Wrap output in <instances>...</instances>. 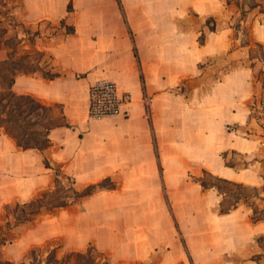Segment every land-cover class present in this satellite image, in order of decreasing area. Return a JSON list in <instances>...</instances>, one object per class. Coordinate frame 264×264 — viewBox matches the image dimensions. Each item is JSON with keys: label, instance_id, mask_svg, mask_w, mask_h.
Masks as SVG:
<instances>
[{"label": "crops", "instance_id": "0c3cea01", "mask_svg": "<svg viewBox=\"0 0 264 264\" xmlns=\"http://www.w3.org/2000/svg\"><path fill=\"white\" fill-rule=\"evenodd\" d=\"M69 1L21 0L16 12L22 27L65 20L75 30L60 39L37 37L26 47L44 54L42 64L53 65L59 77L19 73L12 87L56 109L54 116L70 126L52 129L43 152L20 148L0 128V214L50 189L57 166L76 188L120 180L119 189L86 197L81 210L88 214L97 197H117L109 208L119 216L100 225L121 231L94 242L118 264H264V217L253 222L246 204L219 214L223 197L197 179L208 172L264 195L256 74L264 66L252 64L248 43L264 54V9L250 8L240 20L248 32L243 40L234 27L238 7L228 0H73L68 12ZM103 80L132 100L120 115L95 119L89 90ZM132 187L134 194L124 191ZM36 222L23 225L18 241ZM15 244L0 246L1 260L16 263Z\"/></svg>", "mask_w": 264, "mask_h": 264}, {"label": "rangeland", "instance_id": "374dc122", "mask_svg": "<svg viewBox=\"0 0 264 264\" xmlns=\"http://www.w3.org/2000/svg\"><path fill=\"white\" fill-rule=\"evenodd\" d=\"M229 3L234 4L238 7L239 15H238V23H235L234 27L236 29V36L243 38V40H247L248 32L247 29L243 26L240 20L243 19L245 14L251 11L250 6L256 4H264V0H228ZM3 2H7V7L2 8L0 7V62L6 59V55L10 52V47L14 46L17 43L16 38L23 39L25 44H16V58H20L26 54H31V58H28V62L34 63L33 59L37 58L39 55L35 53V50L31 48H26L28 45L32 44V35L38 30H40L41 36L47 39H60L61 35L67 31V29L71 28L69 24H65V26H61L60 24H50V23H42L39 27H34L33 29H29L27 27H22L20 23H18L17 18L20 16L18 15L16 18L12 17L13 14L18 12L20 14V10L18 8L21 5V0H5ZM69 3V2H68ZM82 5V1H81ZM15 6V8H14ZM68 6V5H67ZM8 8H12L8 12ZM260 10V7L256 8ZM210 26H213L210 23ZM3 29H6L7 32L3 33ZM25 30V31H24ZM29 30V32H27ZM27 32V33H25ZM25 33V34H24ZM31 39V40H30ZM30 40V41H29ZM23 42V43H24ZM249 45L251 46L250 52V60L252 64H258L259 62L262 63L264 66V54H262V48L257 44H252L248 40ZM259 61V62H258ZM26 62V61H25ZM43 66V65H42ZM226 69V67H224ZM56 72V71H53ZM264 72V68L260 69V71H256V74L259 73V79ZM42 74L41 72H37ZM150 100L148 98L145 99V104L149 107ZM50 111L49 115L52 114L56 109L52 107H45L39 104L36 100L31 103H25L23 105L22 110H16L15 113L17 118L20 122L13 123L14 126L18 128V130H28L31 132H36V135L39 132H42L43 126L41 124L47 123L42 116H46V112ZM23 111V112H22ZM55 113H53V117ZM57 114V111H56ZM55 114V115H56ZM25 116V117H24ZM48 116V115H47ZM48 118V117H47ZM1 123V122H0ZM11 124V123H10ZM35 135V137H36ZM227 163L233 164L232 160H229ZM58 167L55 166V174ZM204 178V172L199 175L197 178ZM206 178V177H205ZM210 181L211 179L208 178ZM207 179V180H208ZM55 180V177H54ZM53 180V181H54ZM63 181L67 184V179L63 177ZM213 182V181H212ZM54 185V183H53ZM108 187H115L116 189L120 188L121 182L118 179H113L106 183ZM86 186L77 185L79 190L84 189ZM53 187V186H52ZM230 187V188H229ZM225 187L226 190H232V192L247 194L250 196L249 204L245 205L246 202H240V205L250 206L254 209H257L258 212L262 211L261 213H256L252 215L251 219L254 216L264 217V202L260 198H264V195L260 192H254L249 190H243L236 187ZM232 188V189H231ZM264 188V187H263ZM262 188V191H263ZM132 189V190H131ZM131 189L124 190L128 191L130 194L133 193L135 190L134 187ZM134 194V193H133ZM256 194V196H254ZM144 197V196H143ZM117 198V197H116ZM116 198H109V197H97L93 200V204L90 205V212L88 214H83L81 212L82 206L84 202H87V198L80 201L77 204L72 205V207L67 208L61 214L58 212L55 215L43 213L41 217H37L36 219V227L33 232L24 240H19L18 238L22 235L25 231V226L18 225L17 223V216L19 212L15 209L14 206L9 211H4L0 214V242L6 239V245L8 243L15 242L16 254L13 255V260L18 264V262L22 259L23 261L26 260L28 256V252L35 248H43L45 250H51L56 248L58 257H63L67 253L70 252H83L85 253L88 248H98L92 251L94 257H97V261L95 264H102L104 258L107 260H111V254L108 251L102 249L101 246H96L95 239L99 238L102 242L110 235L111 232L115 234H119V229L115 230H106L104 229L100 223L104 219H107L110 214L113 217H118L119 214L110 213L109 206L113 204H117ZM221 200V199H220ZM198 203V202H196ZM120 204V203H119ZM193 204V201H192ZM13 205V204H11ZM244 207V206H243ZM116 215V216H115ZM145 216V215H144ZM196 214L193 213L192 217L193 220H196ZM191 217V218H192ZM139 220H143L142 217ZM29 226V225H28ZM136 226V225H135ZM260 242L264 243V240L261 239ZM1 246V245H0ZM106 247V246H104ZM12 253H10L11 256ZM111 264H118L115 261L111 260Z\"/></svg>", "mask_w": 264, "mask_h": 264}, {"label": "trees", "instance_id": "16d2710c", "mask_svg": "<svg viewBox=\"0 0 264 264\" xmlns=\"http://www.w3.org/2000/svg\"><path fill=\"white\" fill-rule=\"evenodd\" d=\"M5 0H0V7L6 8L7 2H3ZM229 2V1H228ZM260 7V10L263 11L264 4H254L250 6V8ZM15 8V6H14ZM12 8H8V12H11ZM73 10V0H70L67 6V11L72 12ZM12 17L16 18V14H12ZM213 21L212 19L208 20V23ZM21 24V23H20ZM65 20H61L60 25L65 26ZM22 25V24H21ZM39 27V26H38ZM214 29V27H210ZM3 33H6L7 30L3 29ZM25 31V30H24ZM74 28L67 29L66 34H73ZM29 32V30L27 31ZM25 32V33H27ZM41 33L38 30L32 35V42L40 37ZM17 43L20 45L23 44V39L16 38ZM29 40V41H30ZM200 42L203 43L204 39L201 38ZM16 43V44H17ZM16 44L10 47V52L7 53L6 59L0 62V128L3 127L5 131L14 138L17 145L26 150V149H37L39 151L47 150L51 143L49 139V132L56 128L70 125L65 121L64 117L54 118L50 111L46 112V116H42V119L47 121L45 124H41L43 126V131L39 132L36 135V132H31L28 130H18L13 123L20 122L15 113L16 110H22L23 105L25 103H31L34 99L30 96H18L16 95L12 87L15 83V77L19 73L24 74H34L37 72H41L42 76L45 79L53 80L60 76V73L57 72L55 67L51 64H42V59L44 58V54H39V58H35L34 63L28 62V58L30 54H26L21 56L20 58H16ZM51 59V57H49ZM26 61V62H25ZM43 65V66H42ZM56 71V72H53ZM23 112V111H22ZM48 115V116H47ZM25 117V116H24ZM48 117V118H47ZM11 123V124H10ZM36 135V137H35ZM45 164L48 168H52L49 161L46 159ZM228 166L231 164L226 163ZM63 177L67 179V184L63 181ZM206 177V178H205ZM210 178L211 181L208 179ZM208 179V180H207ZM111 181V179H105L99 183L91 184L85 187L82 190H79L75 186V181L66 177L62 169L59 167L55 174L54 185L50 189L37 193L34 198L26 203H15L13 205H8L6 207V211H9L12 206L18 210L19 215L17 216L18 225H29L33 223L36 218L43 214H55L58 210L65 209L69 206H72L82 199L89 197L102 189H114L115 187H108L106 183ZM213 181V182H212ZM199 183L204 189L213 188L215 189L222 197L223 200L219 204V214H227L231 210L236 209L239 206V203L246 202L245 204H249L250 196L247 194L232 192V190H226L225 187H236L243 190H249L254 192H260L258 188H251L244 186L242 184H237L222 178H218L213 176L208 172H204V178L199 179ZM230 188V187H229ZM232 189V188H231ZM256 196V194L254 195ZM264 200V198H260ZM247 204V205H248ZM254 215L258 212L257 209L253 208ZM262 220L260 216H254L252 221L257 222ZM6 243V239L0 242V245ZM96 248H88L85 253L83 252H70L67 253L63 257H58L56 248L51 250H45L43 248H35L28 252V256L25 261H21L18 264H95L97 261V257H94L92 251ZM0 264H16L14 262L5 261L0 259ZM102 264H110V262L104 258Z\"/></svg>", "mask_w": 264, "mask_h": 264}, {"label": "built area", "instance_id": "2783aa9c", "mask_svg": "<svg viewBox=\"0 0 264 264\" xmlns=\"http://www.w3.org/2000/svg\"><path fill=\"white\" fill-rule=\"evenodd\" d=\"M261 94L259 109L264 116V72L260 77ZM129 92L120 93L117 85L111 81H98L89 90V112L95 119L113 117L125 112L131 103ZM147 107V106H146Z\"/></svg>", "mask_w": 264, "mask_h": 264}]
</instances>
